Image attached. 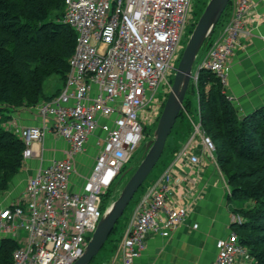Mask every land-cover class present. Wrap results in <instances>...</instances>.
Returning a JSON list of instances; mask_svg holds the SVG:
<instances>
[{"label": "built area", "instance_id": "obj_1", "mask_svg": "<svg viewBox=\"0 0 264 264\" xmlns=\"http://www.w3.org/2000/svg\"><path fill=\"white\" fill-rule=\"evenodd\" d=\"M251 2L237 0L232 15L228 11L194 71V84L200 71H209L225 92L227 63L252 36L254 28L247 23ZM193 4L194 0H64L62 23L76 34L64 87L55 98L35 106L42 125L22 128L20 138L25 145L23 162L41 156L38 143L47 132L64 139L67 148L62 159L37 170L18 200L0 206V237L17 244L12 264H74L83 255L105 213L104 196L116 188L140 147L146 114L157 104L182 52ZM193 125L178 158L198 165L199 157L190 150L197 137L214 158L216 147L200 121ZM97 131L103 133L97 137L99 152L82 175L78 158L87 153V143ZM79 178L81 183L72 182ZM228 193L231 196V189ZM165 198V191L157 188L142 199L123 239L120 264H133L141 257L146 233L168 237L184 223L188 209L169 207ZM232 223L242 225L244 219L234 212ZM216 249L214 264L252 259L236 231L217 240Z\"/></svg>", "mask_w": 264, "mask_h": 264}, {"label": "trees", "instance_id": "obj_2", "mask_svg": "<svg viewBox=\"0 0 264 264\" xmlns=\"http://www.w3.org/2000/svg\"><path fill=\"white\" fill-rule=\"evenodd\" d=\"M230 5L231 1L220 22ZM63 16L64 0H0V193L9 189L10 180L20 172L25 149L20 136L8 129L6 122L15 110L35 107L47 99L43 88L46 79L53 75L66 79L76 34L62 23ZM212 37L204 44L208 40L210 44ZM193 102L199 104L196 112L199 111L201 127L214 142L216 161L231 187L230 202L249 203L247 208L234 209L244 219L242 225H234L235 231L251 253L250 263L264 264V107L240 118L220 80L205 70L200 71L197 85L191 81L183 108L190 111ZM183 119L182 110L169 139ZM185 122L181 138L187 139L194 128ZM144 154L135 167L123 169L124 185ZM121 189L120 180L107 198ZM16 246L11 239L1 240L0 264H12Z\"/></svg>", "mask_w": 264, "mask_h": 264}, {"label": "crops", "instance_id": "obj_3", "mask_svg": "<svg viewBox=\"0 0 264 264\" xmlns=\"http://www.w3.org/2000/svg\"><path fill=\"white\" fill-rule=\"evenodd\" d=\"M232 2L233 0L229 8L230 15L234 12L237 1ZM247 23L254 28L252 36L245 41L244 46L235 50L226 66L228 84L225 93L232 98V104L240 118L264 107V0H252ZM206 52L199 58L200 62L205 58ZM56 96L54 94L46 97L47 100H51ZM195 100L198 103V99ZM197 103L191 104L190 111L182 109L184 119L177 124L145 189L143 186L139 189L143 188L138 200L129 214L120 219L115 233L104 247L106 249L104 256L99 259L96 257L91 264H120L122 242L133 222L136 210L142 199L157 188L165 191V201L169 207L185 206L188 209V216L168 237L146 233L143 237L142 255L133 264H214L217 256L216 242L235 231L232 214L238 207H234L230 202L228 190L231 187L227 177L216 158L206 151L201 137H197L196 144L190 149L192 154L199 157L198 165L178 158L180 150L189 138H181L185 120L191 125L199 121ZM41 125L42 120L37 115L35 107L15 110L11 119L6 122L7 128L15 131L18 136L22 128ZM101 136L103 133L97 131L87 143V153L78 158L77 169L82 175L87 174L95 161L99 152L97 137ZM38 144H42L41 156L22 161L20 172L13 178L9 189L2 194L0 206L10 205L18 200L25 191L27 181L37 170L48 166L54 160L62 159L67 148L64 139L49 132L46 133L43 142ZM81 181L79 178L73 179L72 182L79 184ZM238 264L244 263L239 259Z\"/></svg>", "mask_w": 264, "mask_h": 264}, {"label": "water", "instance_id": "obj_4", "mask_svg": "<svg viewBox=\"0 0 264 264\" xmlns=\"http://www.w3.org/2000/svg\"><path fill=\"white\" fill-rule=\"evenodd\" d=\"M231 0H210L199 18L177 67L174 82L165 102L154 139L146 145V153L118 198L104 213L83 255L74 264H90L104 247L116 224L139 189L160 161L167 141L183 109V103L194 75V65L204 42L212 37Z\"/></svg>", "mask_w": 264, "mask_h": 264}, {"label": "rangeland", "instance_id": "obj_5", "mask_svg": "<svg viewBox=\"0 0 264 264\" xmlns=\"http://www.w3.org/2000/svg\"><path fill=\"white\" fill-rule=\"evenodd\" d=\"M209 1L210 0H194V4H193L192 10L190 12V20H189V23H188L186 35H185V37L182 40V45H183L182 52L180 51L179 56L175 59V61L173 63L174 68L170 71V74H169V76L167 78V81L164 84V86L162 87V90L160 91V94L158 96V102H157V104H155L152 108H150L148 110L147 114H146V119L144 121V128L145 129H144L142 143H141L140 147L138 148V150L135 152L133 158L129 161V163L125 167H128V168L133 167V166L135 167L136 164H137V162L143 157L144 152L146 153V145H147V143L150 140H153L154 139V133H155V130L157 128V125H158L160 116L162 114V111H163L165 102H166V100L168 98V95H169V93L171 91V88H172V85H173V82H174V78H175V74H176V71H177V67H178V65L180 63V60L182 58V55H183V52L185 50V47H186V45L188 43V40H189V38H190V36H191V34H192V32H193V30H194V28H195L198 20H199V18L201 17V15H202V13H203V11H204V9H205V7H206V5L208 4ZM234 1L235 0H233L232 3H234ZM225 16L222 18V21L218 25L217 31L221 27V24L223 23V21L225 19ZM209 40L207 41L206 44H204L202 46V50H200V52H199V55L197 57V60L195 62V65H194L195 69L197 68V65L199 63V58L201 56H203V54L207 51L206 46L209 44ZM207 47L209 48V46H207ZM192 82H193V80H192ZM64 83H65V80H63L62 77L61 76H58V75H55V76H52V77L48 78L44 82L45 95L47 97H50V96H52L54 94L55 95H59L60 92H61V90L64 87ZM144 156H145V154H144ZM130 174H131V172H129L128 175H130ZM15 176H17V175H15ZM15 176L13 178H15ZM151 177H152V173L149 175V177L147 178V180L144 182V184H143V188L144 189H145V187L147 185V182L149 181V179ZM13 178L10 180V184L12 183V180H14ZM120 180H121L122 189H123V187L125 186L124 183L126 182V178L123 179L122 176H121L120 177ZM10 184H9V186H10ZM143 188L137 192V194L135 195V197L133 198V200L131 201V203L128 205V207L126 209V212H124L123 216L124 215L126 216L127 214H129V212L131 211V208L135 204V201L138 200V198H139V196H140L141 191L143 190ZM122 189H121V191H122ZM121 191L118 194L117 193L114 194V196L111 199L107 198L106 195L108 193L105 194V196H104V204H103V210H104V212H106L109 209V207L113 204V202L118 198V196L120 195ZM3 193H0V202L2 201V198H3L2 194ZM232 205L234 207H238V208H247L248 205H249V203L247 201H244V200H239V201H232ZM21 234H24V231H21ZM0 242H1V240H0ZM105 251H106L105 248L103 250H101L99 252V254L96 256L97 259L102 258L104 256V254H105L104 253ZM244 264H251V263L250 262H246Z\"/></svg>", "mask_w": 264, "mask_h": 264}, {"label": "bare ground", "instance_id": "obj_6", "mask_svg": "<svg viewBox=\"0 0 264 264\" xmlns=\"http://www.w3.org/2000/svg\"><path fill=\"white\" fill-rule=\"evenodd\" d=\"M216 30V29H215ZM207 49H208V47H207ZM173 145V144H172Z\"/></svg>", "mask_w": 264, "mask_h": 264}]
</instances>
